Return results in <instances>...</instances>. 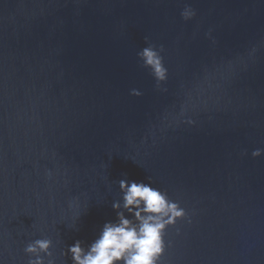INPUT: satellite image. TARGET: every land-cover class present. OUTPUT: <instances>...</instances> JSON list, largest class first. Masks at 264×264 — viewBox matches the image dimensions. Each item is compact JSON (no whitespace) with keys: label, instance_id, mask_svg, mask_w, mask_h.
I'll use <instances>...</instances> for the list:
<instances>
[{"label":"water","instance_id":"obj_1","mask_svg":"<svg viewBox=\"0 0 264 264\" xmlns=\"http://www.w3.org/2000/svg\"><path fill=\"white\" fill-rule=\"evenodd\" d=\"M146 36L164 49L159 88ZM256 148L264 0H0V264H27L41 236L71 264L61 251L115 219L125 174L191 218L168 227L162 264H264Z\"/></svg>","mask_w":264,"mask_h":264},{"label":"clouds","instance_id":"obj_2","mask_svg":"<svg viewBox=\"0 0 264 264\" xmlns=\"http://www.w3.org/2000/svg\"><path fill=\"white\" fill-rule=\"evenodd\" d=\"M195 15L191 5H185L181 11L184 20ZM144 39L146 46L137 56L142 66L150 70L159 88L168 79V68L161 55L164 49L162 45L157 47L149 42L147 36ZM131 94L140 96L142 92L133 88ZM186 122L195 123L191 119ZM262 154L264 149L260 148L251 152L253 157ZM146 179L148 182L129 180L125 174L118 181L120 198L111 204L115 219L106 221L90 242L76 239L61 255L69 257L71 264H162L161 257L171 245V241H165L168 227L180 219L191 223V218L179 201L171 199L166 190L154 187L150 177ZM52 247L53 240L48 236L30 240L23 249L28 255L27 264H56Z\"/></svg>","mask_w":264,"mask_h":264}]
</instances>
